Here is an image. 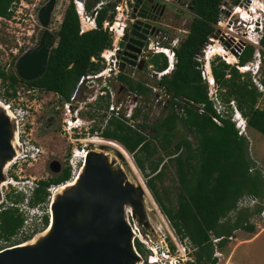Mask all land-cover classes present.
Returning <instances> with one entry per match:
<instances>
[{
  "label": "trees",
  "instance_id": "obj_1",
  "mask_svg": "<svg viewBox=\"0 0 264 264\" xmlns=\"http://www.w3.org/2000/svg\"><path fill=\"white\" fill-rule=\"evenodd\" d=\"M12 1L0 0L1 17L7 16L6 10ZM96 1L86 0L85 9L89 11ZM222 1H189V12L193 17L185 38L175 50L176 62L169 73L157 80V84L164 88L169 97L166 113L151 124L145 122L137 126L140 130L147 129L148 135L114 118L107 120V126L100 133L103 139L114 141L130 154L135 167L146 178L144 184L175 236L179 240L187 239L195 249L192 253L193 261L188 264H215L216 258L212 256L214 247L224 250L228 237H232L236 230L249 233L254 231L248 219L259 214L262 205L252 211L237 210L240 197L252 195L260 202L264 200V181L259 169L254 168L248 156L246 139L237 135L229 117L219 118L218 125L212 122L211 118L216 114L207 98V87L200 78L197 68L199 64L193 57L215 33L214 25L220 15ZM112 6L109 4L98 11L96 29L78 34L75 11L73 5L68 4L56 30V44L49 49L44 70L39 76L24 81L16 74H7L0 69V80H7L11 89L9 95H14L13 86L19 82L28 88L50 91L56 93L59 99L68 100L81 76L97 72L102 67L98 61L99 53L110 46V39L101 29V23ZM259 43L264 47V32ZM253 54L251 44L244 46L236 58L237 64L243 66L250 62ZM148 62L157 72L166 67V61L156 55L149 58ZM209 65L215 84L223 89L220 99L224 103L233 99L246 118L247 128L264 134V111L256 107L257 99H264V96L249 78L243 79L234 66H229L219 58L210 60ZM118 81L126 84L129 91L135 94H145L150 90L141 83L132 85L131 80L128 81L122 74H119ZM178 98L194 103L188 105L184 102L181 117L173 108L174 99ZM198 105H202L201 113L197 111ZM137 113L134 109L131 119L134 120ZM178 125L190 135L192 141L176 134ZM155 153L157 156L153 158ZM167 164L174 168L177 184L174 203L168 198L166 201L169 203L164 202L156 190L155 181L161 182ZM68 177L69 172L64 168L56 177L39 180L31 203H44L47 195L45 189L51 184L64 182ZM19 200L22 199L17 197L12 203H18ZM22 221L17 208L5 207L0 210V239L10 242ZM41 222L40 229L34 228L33 232L46 226L48 221L45 215ZM31 234H25L18 240L25 242L31 239ZM215 238H220L217 243L212 242ZM134 246L143 264H147L142 245L135 240ZM169 247L171 251L174 250L171 244ZM2 248L5 247L0 246V250Z\"/></svg>",
  "mask_w": 264,
  "mask_h": 264
},
{
  "label": "rangeland",
  "instance_id": "obj_2",
  "mask_svg": "<svg viewBox=\"0 0 264 264\" xmlns=\"http://www.w3.org/2000/svg\"><path fill=\"white\" fill-rule=\"evenodd\" d=\"M14 1L17 3L20 2L26 7H23L21 9V13L19 9V13H14L13 11L17 10V4L15 5V8L6 17H4V19H0V69L5 70L7 74H16L14 70V61L22 54V52L30 47H33L36 44L35 41L36 38L39 37L40 31H43L44 33V31L49 30L50 22L52 23V26L55 30V33H51V35L56 36V30L58 29L62 14L64 12V9L68 5V0H54L52 6L53 8L48 18V25L41 26L37 19L38 11L47 2H49V0ZM117 1L119 0H116V2ZM250 5L253 8H255V6H258L257 3L253 0H223L221 3V13L218 17V19L221 20V28H219L216 31V34L210 37L206 43L201 45V49L210 50L213 48V46L218 44L235 58V62L229 64V66H235L237 62L236 55L234 52L231 53V51H235L238 47L251 44V46H253L254 48V52L258 54L260 60V66L257 72L258 74L255 76V78L260 80V82H264V47L261 46L259 42L258 44H254L255 41H259V39H255L258 38L257 36H254L255 32H246V35L244 28L237 23L238 13H242L244 16H247L249 18L250 12L246 15L245 10L250 11L249 9H247L248 7H250ZM260 10L264 12V7L263 10ZM178 13L179 16L176 15L175 22L178 24V27L182 29V24L186 22V25H183L188 26L193 16L192 14L185 11L182 12L181 10H179ZM28 14L31 15V17H29ZM263 18L264 13H261L260 19L262 20ZM119 21L123 23L122 19H120ZM227 28H230L232 32H228L229 30H227ZM27 32H29V34L31 35H27ZM177 36L180 37V33ZM245 36H248L251 42L245 40ZM55 40L57 41V38ZM12 51H15V53H12ZM202 54L203 53L201 52V56ZM215 58H219V60L221 61L224 59H222V57L219 55H214L211 57V60ZM256 61L257 57L253 55L250 62ZM223 62L226 61L223 60ZM203 63L204 61L201 57V60L200 62H198V64L201 65ZM242 76L243 79H250L251 73H245L242 74ZM135 79H137V81ZM157 80L158 78L156 76H149L148 71L138 74L137 77L133 74L131 81L132 85L136 86L137 84L141 83L144 88H146V84L155 87L153 88L154 91H152L151 89L145 94L140 95L127 90L126 86H124L125 84L123 85V89H121V92L116 93V91H118L119 84L117 85L116 82H111L113 88L110 89H112V93L114 95L116 94V100L121 105V119H117L116 121H119L124 125L127 124L126 126H133L135 130H139L143 132L144 135H148L149 132L147 129L140 130L137 126L140 123L145 122L151 124L154 120L164 116L167 110V108L165 107L166 97L163 95V91L156 86ZM110 81H112V79H110ZM91 85L92 88L87 90L86 86ZM99 86L100 81L93 83L86 81L83 87L79 89L77 93V99L81 100V98L84 99V97L91 96V94L96 91L97 87ZM28 89L29 92H27ZM12 90H14V96L9 95L11 93V89L9 88L8 81L0 80V102L11 103V112L15 113L14 115L16 117V122L12 125L13 128L16 131L18 130L20 132V130L22 129L20 128V123H25L24 134H20L18 143L27 142V147H29L30 145L38 147L40 149V152L36 156H34V160H31L29 158H23L24 153H31L30 149H27V152H22L19 148V154L14 159L16 160V163L12 167H8V169L6 170L5 179L8 180L10 176H12V178L18 180L19 183L16 185L15 189L17 188V191H19L20 193H13V190L10 189L8 185H6V189H2V194L0 196V210L3 209L2 207H9L12 204V206L16 208L25 209L27 211L25 200L28 201L29 197L25 198V196H27L28 193L24 194V192L21 190L27 192L28 187H32V185L34 183L36 184L37 181L56 177L62 172L64 168H66L68 172H70L71 169L68 166L70 153L69 146H66L67 136L59 134V124L61 122L58 121L55 125H52L50 127L46 126L48 125L47 118L50 113L49 106L51 104L48 99L51 95L55 97H57V95L52 92L41 90L32 92L30 88L19 82L14 84ZM213 90L214 94H216V98H220V92H223V89H220L219 87L216 88L214 84ZM155 100L161 101L155 102ZM52 101H55V99L53 98ZM58 101H60L59 98ZM162 101L165 103L163 104ZM223 103H220V106L225 111L226 107ZM132 104L136 106L135 110H137L138 113L134 120L131 119V121H128L124 117L123 113L124 111H126L128 105ZM103 105H105V103L102 98L97 100L96 103H87V111H83L80 115H78V117H80L81 119L89 120L93 118L94 120L90 125H80V137H86L87 140L90 138L96 141L105 140L100 136V133L102 129L107 126L105 122L106 117L105 115H99L97 113V110H100ZM263 105L264 99L258 98L256 106L262 107ZM58 114V116L60 117L59 120H62V116H60L59 111ZM247 129L251 141L250 145L248 144L249 142L247 143L248 148H250V152L248 151V155L251 154L252 158L259 162L258 169L264 181V134L256 130H252L249 128ZM176 134H180L182 137L192 141L190 135L182 127H180V125L177 126ZM82 143L86 144V147L84 148L86 149V152H88L89 150H93L99 153V156H101L100 154H107L104 158L108 160V166L111 167L112 172H114L115 174L114 178L117 182L118 188H123L126 180L129 182L127 188L128 191L131 192V195L125 196V200L123 201V204L126 205L130 211H132V216L129 215V223L132 227L130 218L137 219L140 232L142 230L141 234L143 235V237L146 236L147 238L145 244L147 247L156 249V255L159 257L158 261H160L162 264H167L169 259H172L173 257L177 258L180 255H185V260H189L190 262H192V253L195 249L192 248L187 239L179 240L175 236L168 221L160 212L158 206L153 200L151 193L146 188L144 184L146 178H144L143 175L137 170L130 154L127 153L129 156V161H131L134 168L136 169V174L130 171V168L128 169L126 162L123 161L122 157H120V155H118L116 151H114L107 145H95L89 142ZM152 144L154 143L152 142ZM74 145L81 146L80 143H74ZM79 148L80 147H78V149ZM22 149H24V145L22 146ZM93 156L94 160L99 159V157L95 155ZM155 156H157L156 153L153 158H156ZM23 159H25L26 161H22ZM76 162L78 166L79 161ZM163 173L164 174L161 178V182L155 181L156 190L161 199L164 200V202L169 203L168 201H166V198H168L172 203H174L175 194L177 192L174 168L171 165L167 164ZM70 175L71 174L69 173V176ZM7 180L4 183H6ZM137 183H141L144 189L146 188V192L148 191L146 197L143 190L140 188V186L137 185ZM131 186L133 188H131ZM48 188L54 189L56 187L54 184H51L45 189L47 195L46 200L42 205L44 209H46L47 203H50L48 202V198L50 196V193L47 191ZM20 195L23 196L25 200H19L18 203H11L15 198H21ZM131 198H134L135 200L132 201ZM263 203L264 200L262 202V209L264 207ZM252 209L253 208H251V210H247L252 211ZM260 213L255 214L248 219L249 224L254 227V231L252 233L240 229L236 230L232 234V239H227L224 250L221 251L218 248L214 247L212 256L216 258L215 264H264V218L260 216ZM232 215L233 214H231V216ZM33 227L38 228L39 225H33L29 228V230H31ZM39 229L37 231H40ZM25 230H27V228ZM134 233L137 234L136 231H134ZM23 235L24 233L18 231L16 235L11 237L10 242H4L0 239V246L9 247V245L19 243L21 240L18 239ZM166 244H171L174 247V250L171 252L169 249V255H167L168 257L165 256L166 259H164L165 257L159 256V253L165 250L164 246ZM146 246L142 245L141 247L144 252L145 258L150 255V251ZM182 248L184 249V252H182L181 254L178 250L182 251ZM227 252H230V255L228 257H226Z\"/></svg>",
  "mask_w": 264,
  "mask_h": 264
},
{
  "label": "built area",
  "instance_id": "obj_3",
  "mask_svg": "<svg viewBox=\"0 0 264 264\" xmlns=\"http://www.w3.org/2000/svg\"><path fill=\"white\" fill-rule=\"evenodd\" d=\"M69 1L72 3L74 11H75L76 16H77L78 34H82V33L88 32L90 30L96 29L97 28L96 27V17H97L98 11H100L103 7H106L109 3L114 2V5L112 6V8H109L105 18L102 20V23H101L102 30L107 33V35L110 39V46L105 48V49H102V51L99 53L98 61H99L100 65L102 66V68L97 72H92V73H88L84 76H81L78 79L76 86H75V89H74L73 93L71 94V96L68 98V100L62 101V102L56 104V106H57L56 109H58L60 114L63 115L61 123H60L59 134L67 136L66 137V140H67L66 146H69L70 157L68 159V166L71 169V170L69 169L70 170L69 173L71 175L68 177L67 180H69V178H71L73 170L76 169V167H78L80 164L82 165V162H83L85 155L87 153L86 149H84L86 147V144L82 143V142H85L84 140H86L87 138L86 137H80V135H81V132L79 131L81 129L80 125H82V124L90 125L91 123H93L94 120H93V118L86 120V119H81L80 117H78V115H80L84 111V109H86L87 103H96L97 100L102 98L104 100L105 105H103L102 108H100V110H97V113L99 115H105V117H106L105 122H107V120L110 118H114L116 120L121 119V115H120L121 105H120V103L117 102L116 97H115L116 94L114 95L112 93L113 91H112V89H110L111 87L108 86V84H109L110 79H114L119 72L118 71V65H117L118 62L116 60V57H117V52L118 51L120 52L122 50V48H120L119 44H120L121 38L123 36V31L127 26L126 21L129 19L130 5L132 3V0H119L117 2H116V0H97L92 5L91 9L89 11H87L85 9V5H84L86 0H68V2ZM164 1H167V0H164ZM170 1L171 2L173 1L175 5L183 6L184 10L188 11V5H187L186 0H182V2H183L182 4H179V0H170ZM253 1H255L257 4H259V6L261 8L264 7V0H253ZM128 4H129V8H128ZM15 5H17V10L13 11L14 13H19V11L21 13V9L23 7H26L23 4H21L20 2L17 3L13 0L6 10L7 15L15 8ZM251 7L252 6L250 5V7H248V8H251ZM18 9H19V11H18ZM252 9H253V7H252ZM220 13H221V6H220ZM28 16L31 17V15H29V14H28ZM109 16H112L111 19L109 18ZM0 19H4V17L0 16ZM120 19L123 20V23L119 21ZM129 22H130V19H129ZM220 22H221V20L217 19V21L214 25V30H215L214 34H216V31L219 28H221ZM227 30H230V28L229 29L227 28ZM180 32H181L180 37L177 36L179 33H176L174 36L169 38L167 40V42H165V45H162L164 43H162L160 40H156L155 42H150L149 45L147 46V49L142 50V55L145 56L146 58H151L155 55H160L166 61L165 69L163 71H160V72L155 71L153 69L152 65H148L147 68L149 69V76L150 75L152 77L156 76L159 80V78L162 76L163 72H165V71L170 72L173 69V66L176 62L175 49L179 46L182 38L185 37V35L187 34L188 28L182 29ZM27 35H31V34H29V32H27ZM208 39H207V41H208ZM256 43H258V42H256ZM201 47H200L199 51H197L193 55L196 62H200L201 57L203 58L206 55V52L209 51L206 49H201ZM243 47L244 46L238 47L235 51L232 50L235 53L236 57L240 54ZM201 52L203 53L202 56H201ZM12 53H15V51H12ZM222 59H223V57H222ZM91 60L95 61L93 58ZM210 60H211V58H210ZM210 60L206 61L205 65L201 64L197 68L199 70V75H200L202 82L207 87V98L211 102L212 108L214 109V112L216 114V116H213L211 118L212 122H214L215 124L218 125L219 124V118L229 117V120L234 125V127L237 131L236 132L237 135L240 137L242 136V137L246 138V140L249 142L248 144L250 145L251 141L248 139L247 134H246V118L242 116V113L237 108L235 101L230 99L226 103H223L222 100L217 96L219 99L218 100L216 98V94H214L213 86H214L215 82L212 78L211 71H210V65H209ZM235 67L242 74H245L249 70H251L250 64H247L246 66H242V67H237V66H235ZM245 68H247L248 70H245ZM250 79H251L250 80L251 83L255 86L257 91L263 97L264 96V86H263L264 84L261 83L260 80L256 79L255 76H253V74H251ZM99 80H100V86L97 87L96 91H94L91 94V96L84 97V99H82V100L77 99V97H78L77 93H78L79 89L83 87V85L85 84L86 81L93 83V82H97ZM215 86L217 88L216 84H215ZM157 87L163 91V93H164L163 95L166 97L165 102L167 103V101L169 100V97L165 93L164 88L160 87L159 85ZM90 88H92V85L86 86L87 90H89ZM153 88H155V87H153V86L151 87L152 91H154ZM30 89L32 92H36V90H37L34 88H30ZM212 90H213V92H212ZM27 92H29V89L27 90ZM160 101L161 100H155V102H160ZM185 101L187 102L188 105H194V103L192 101H189V100H185L182 98L174 99L173 108L179 117H181L183 115V106H185V103H184ZM165 102H163V104ZM1 103L5 105V108H7L9 111H11V103H4V102H1ZM166 103H165V105H166ZM220 103L221 104L223 103L225 105V107H226L225 111H224V109L221 108ZM135 107L136 106H134L133 104L128 105L126 111H124L123 115L128 121H131V115H132L133 110L136 109ZM256 107H258V106H256ZM258 108L264 111V105L262 107H258ZM197 111L199 113L202 112V105L197 106ZM12 114L14 115L15 113L13 112ZM128 126H130V125H128ZM130 127L133 128V126H130ZM20 128H22L20 130V132L18 130L16 131L17 132V141H18L20 134H22V133L24 134L25 123H20ZM74 143H80L81 146H75ZM18 144H19V148L21 149L22 152H27L28 151L27 149H30L31 153L30 154L24 153L23 158H29L31 160H34V156H36L40 152V149L38 147H34L32 145L27 147V142H22V143H18ZM23 145H24V149H22ZM78 147H80V148L78 149ZM76 153L79 154V156H82V159L77 158L75 160ZM250 159L254 163V168H258L259 164L256 162V160H254L253 158H250ZM15 161L16 160H14L13 163L11 164V166H9V167H12L13 165H15V163H16ZM22 161H26V160L23 159ZM76 161H79L78 166H77ZM249 171H252V169H250ZM18 183H19L18 180H15L14 178H12V176H10V178L7 180V182L3 186V188L6 189V185H8L9 188L13 190V193H20L19 191H17V188L15 189V187ZM35 186H36V184L34 183L32 185V187H35ZM52 188H48L47 191L49 193H51L50 191ZM30 189H32V188H30ZM30 189L28 188L27 192H25L24 190H21V191H23L24 194L28 193L27 195H29L28 191H30ZM25 198H27V197L25 196ZM25 202H26L27 211L25 209L17 208V211L20 213V215L23 218L22 225L18 231L21 233H24V235L27 233H29V234L35 233L36 231L35 232H33V231L35 230L34 228H36V227H33L31 230H29V228L32 227L33 225H36V224H38L40 227L42 225L41 220H42V217L44 215L47 216V219H48L47 205H46V209L43 208V206H42L43 204H35V205L30 206V198L28 201L25 200ZM259 204H260V201L258 198L254 197L252 195H244L237 200L236 206L238 209H250L251 210V208L254 209ZM263 206H264V203H263ZM9 207H14V206H12V204H11V206H9ZM2 208H5V207H2ZM24 215H25V217H24ZM260 216L262 218H264V207L260 213ZM26 228H27V230H25ZM219 239L220 238H215L212 241L215 243ZM228 239H232V237H228ZM164 248H165V250H163L161 253H159V256L165 257V256L169 255V249H170L169 244L168 245L166 244L164 246ZM147 249L150 251V255L147 256V261L149 263H153L157 259H159V257L156 255V249L150 248V247H147ZM178 251H180V253L182 254V252H184V249L182 248V251L181 250H178ZM184 260H185V255H180L177 258L173 257L172 259H169L167 264H181L184 262Z\"/></svg>",
  "mask_w": 264,
  "mask_h": 264
},
{
  "label": "water",
  "instance_id": "obj_4",
  "mask_svg": "<svg viewBox=\"0 0 264 264\" xmlns=\"http://www.w3.org/2000/svg\"><path fill=\"white\" fill-rule=\"evenodd\" d=\"M140 1L132 0L131 5H133V8L138 6ZM53 2L54 0H49L38 11L37 19L41 26L48 25V18L53 8ZM132 10L134 11L135 9ZM129 19L131 30L129 31L127 44H123L125 37L122 36V50L117 52L121 53L122 56H126L129 60L125 58L121 59V62L118 63L119 71L122 70L121 67L124 62L134 66L135 62L133 60L135 56L131 54L139 52V48L142 46L140 40H144L143 34L147 33L144 28L149 27L148 24L142 22L143 16L131 13L129 14ZM140 27H143V29L140 30ZM48 33L47 30L44 31L38 42L33 47L22 52L14 61L15 73L21 80H31L43 72L51 45ZM140 65L141 62L137 65L138 70L141 69ZM15 122V118L9 119L5 117L0 110V161H5L13 155V150L9 145V138L10 132L15 130L12 126ZM98 154L93 150H89L86 153L81 165L82 173L76 187L68 188L58 196L62 200L63 213L60 214L57 207L53 208L55 227L52 236L43 242V244L31 250L23 248L14 249L13 246L15 244L11 245L10 248H2L0 250V264H64L58 256L63 251H67L70 255H74L79 259L86 257L93 264H143L142 257L135 249L134 240L145 244L147 238L141 234L142 230L140 232L136 218H130L132 229L129 223V216L125 212L126 210L129 211V215L132 216V211L123 204L125 196L131 195V192L127 188L129 182L125 181L124 189L118 188L114 178L115 174L112 172L111 167L108 166V160L104 158L106 155L100 154L101 156H99ZM117 154L119 155V153ZM93 155L99 157V159L94 160ZM5 178L6 172L3 176L0 174V182L5 181ZM131 188L133 187L131 186ZM108 189L112 192L106 198H103ZM84 192L93 195L95 199L91 221L80 228L71 229L67 234H64L62 232V225L70 213L79 208ZM131 200L134 201L135 199L131 198ZM110 205H114L112 212L114 221L112 222L111 220L109 227L101 231L100 226L106 208ZM48 206L50 207V205ZM89 234L99 236L101 240L80 245L79 241ZM127 247H129V250ZM72 264H82V261Z\"/></svg>",
  "mask_w": 264,
  "mask_h": 264
},
{
  "label": "bare ground",
  "instance_id": "obj_5",
  "mask_svg": "<svg viewBox=\"0 0 264 264\" xmlns=\"http://www.w3.org/2000/svg\"><path fill=\"white\" fill-rule=\"evenodd\" d=\"M247 9L251 10L252 8H247ZM254 11L255 12L253 15L256 18H259L260 15H258L259 14L258 12H262L260 10V8L255 7ZM245 13L247 15L249 13V11L245 10ZM262 13H264V12H262ZM238 14H241V16L246 18L247 21L249 20L248 17L244 16L242 13H238ZM249 25L250 26L253 25L252 19H250ZM228 32H232V30L230 29ZM245 40H248L251 42V40L248 36H245ZM254 44H255V42H254ZM206 53L207 54L203 57V61H204L203 64L204 65H205L206 61L210 60V58L214 55L222 56L224 58V60L226 61V63H228V64H232L235 62V58L229 52H227L224 48L220 47V45H218V44L213 46V48L210 49L209 51H207ZM245 70H248V69L245 68ZM167 73H168V71H165L162 74H167ZM0 110L2 111V113L4 114L5 117H7L9 119L15 118V116L7 108H5V105L2 104L1 102H0ZM84 141L89 142V143H93L95 145H99V144L107 145L108 147L114 149L117 153H119V155L126 162L128 169L130 168V171H132L134 174H136L135 173L136 169L134 168L131 161H129V156H128L127 152L122 147L117 145L115 142L107 141V140L96 141L94 139H88V140L86 139ZM96 143H98V144H96ZM9 145L13 150V155L11 158H7V160H5V161H2V160L0 161V174L2 176L5 174L8 167L13 163L14 159L19 154V151H18L19 144L17 141V132L15 130L10 132ZM105 155H107V154H105ZM77 158L82 159V156H79V154L76 153L75 160ZM81 173H82V166L80 164L76 169L73 170L72 176H71V178H69V180H66L65 182L61 183V185L59 184L58 187L51 190L50 196L48 198V202H50V203L49 204L47 203L48 223L46 224V226L42 230L34 233L31 236V239H29L25 242H22L20 244L14 245L13 246L14 249L23 248V249L31 250L33 248L40 246L41 244H43V242H45L47 239H49L52 236V232H53L54 227H55V215L53 212V208L57 207L59 213L60 214L63 213V207H62V203H61L62 200L58 196H60L66 189L71 188V187L72 188L76 187V184L80 179ZM6 180L7 179H5V181ZM5 181L0 182V195L2 194L3 186L6 184V183H4ZM137 185L140 186V188L143 190L144 195L146 197V195L148 193V191L146 192V190H145L146 188L144 189V187L141 183H137ZM111 192L112 191L108 189L105 192V194L103 195V198H106V196L109 195ZM48 205H50V207ZM94 206H95V199H94L93 195L87 194L84 192L82 197H81L79 208H77L75 211L71 212L70 215L67 217L66 221L63 223L62 232L64 234H67L71 229L80 228V227L84 226L85 224L89 223L91 221V218H92ZM113 210H114V205H110L106 208V211H105V214H104L101 226H100L101 231H104L105 229H107L109 227L111 220H112V222L114 221L112 218ZM125 212L129 216V211L126 210ZM100 240H101V238L99 236H96L94 234H89V235L83 237L79 241V244L80 245H86L89 242L100 241ZM8 248H10V247H8ZM127 249L129 250V247H127ZM58 256H59V259L61 260V262H63L64 264H72V263L77 262V261H82V264H93V262L90 259H88L86 257L79 259L78 257H76L74 255H70V253L67 251H63L61 254H58ZM156 261H158V259Z\"/></svg>",
  "mask_w": 264,
  "mask_h": 264
},
{
  "label": "flooded vegetation",
  "instance_id": "obj_6",
  "mask_svg": "<svg viewBox=\"0 0 264 264\" xmlns=\"http://www.w3.org/2000/svg\"><path fill=\"white\" fill-rule=\"evenodd\" d=\"M180 2H182V0H179V4ZM174 2L167 0H141L140 3L138 4V6H136L135 8H133V5H131V10H130V14L134 13V15H139V16H143V21L144 23L148 24L149 27L148 28H144L147 33L143 34L144 36V40H140V42L142 43V46L139 48V52L137 54L134 53H130L131 55L135 56V59L133 60L134 66L129 65V63L124 62L122 65V70L119 71V67H118V74L117 76L113 79L116 84L118 86V91H116V93L121 92V89H123V85L124 83H121L118 81V76L119 74H122L124 76H126L127 80L129 81V79L132 81V75L134 74V76L137 77L138 74L140 73H144L149 71L147 69V65H148V60L149 58H146L145 56L142 55V50L143 49H147V46L149 45L150 42H155L156 40H160L162 43L165 44V42H167V40L169 38H171L172 36H174L176 33H181L180 31L182 30L181 28L178 27V24L175 22V18L176 15L179 16V13L177 11V9L174 7ZM187 5L189 7V1L187 2ZM132 9H135L134 11ZM189 13V11H187ZM127 26L126 29L123 31V36L125 37V40L123 42V44H127V39L129 38V31L131 30V28L129 27V19L127 20ZM184 25H186V23H184ZM183 27H187L189 29V25L188 26H184ZM143 27H140V30H142ZM48 34H49V42L51 43L50 48L54 47L56 44V36L55 35H51V33H55L54 27L52 26V23L50 22V26H49V30H48ZM138 33H140V31H138ZM43 35V31H40L39 34V39L40 37ZM38 38H36L35 43L38 42ZM164 38V39H163ZM35 40V38H34ZM163 40V41H162ZM34 42V41H33ZM182 42V41H181ZM180 42V43H181ZM122 44V45H123ZM121 45V46H122ZM125 58L127 60H129L128 58H126V56H122L121 53L117 54L116 60L117 62H121V59ZM141 62V69H137V65L140 64ZM118 65V64H117ZM137 81V79H135ZM124 86H126L127 90L128 87L125 84ZM111 88H113V85H111ZM125 88V90H126ZM55 99V101H52V99ZM58 96L55 97L53 95H51L48 99V101L51 103L49 106V116L47 118V127H50L52 125H55L58 121L61 122L60 117L58 116V109H56V104L62 102L61 100L58 101ZM82 100V98H81ZM166 107V105H165ZM84 111H87L86 109H84ZM60 113V112H59ZM52 116V117H51ZM60 116L63 117V115L60 114ZM62 119V118H61ZM60 126V124H59Z\"/></svg>",
  "mask_w": 264,
  "mask_h": 264
},
{
  "label": "clouds",
  "instance_id": "obj_7",
  "mask_svg": "<svg viewBox=\"0 0 264 264\" xmlns=\"http://www.w3.org/2000/svg\"><path fill=\"white\" fill-rule=\"evenodd\" d=\"M187 2L188 1H190V0H186ZM68 4H72L70 1L68 2ZM109 4H113L114 5V2L113 3H109ZM108 4V5H109ZM107 5V6H108ZM106 6V7H107ZM255 7H259V4H258V6H255ZM112 8V7H111ZM260 9H262L263 10V8H261V7H259ZM188 11H189V7H188ZM264 11V10H263ZM250 12V16H249V20L247 21V19L246 18H244V17H242L240 14H238V21H237V23H238V25H240L241 27H243L244 28V31H245V34L247 35V33L246 32H255V35L254 36H257L258 38H255L256 40L257 39H259L260 40V38H261V36H262V34H263V32H264V18L261 20L260 19V17H261V13L262 12H258L259 14L258 15H260L259 16V18H256L253 14H254V8L252 9V10H250L249 11ZM76 14V13H75ZM249 14V13H248ZM252 14V15H251ZM77 17V16H76ZM250 19H252V22H253V25L252 26H250L249 25V23H250ZM127 23H128V21H127ZM190 24V23H189ZM249 26V27H248ZM249 28V29H248ZM102 29V28H101ZM126 29V28H125ZM124 29V30H125ZM91 31V30H90ZM105 32V31H104ZM256 42H259L258 40L257 41H255V44H258V43H256ZM121 43V42H120ZM120 45V48H122V46H121V44H119ZM180 45V44H179ZM179 47V46H178ZM177 47V48H178ZM176 48V49H177ZM175 49V50H176ZM119 52V51H118ZM118 54V53H117ZM255 57H257V61L256 62H247L245 65H243V66H246L247 64H250L251 65V70H249L247 73H251V74H253V76H256L258 73V68H259V66H260V60H259V56H258V54L257 53H255L254 52V54H253ZM156 56H159V57H162V56H160V55H156ZM163 58V57H162ZM237 58V57H236ZM164 59V58H163ZM176 59V58H175ZM165 60V59H164ZM148 63V65H151V64H149V62H147ZM226 63V62H225ZM206 64V63H205ZM228 64V63H227ZM147 65V66H148ZM256 65V66H255ZM235 66H237V67H242V66H239L238 64H237V62H236V64H235ZM234 66V67H235ZM102 68V67H101ZM236 68V67H235ZM148 69V68H147ZM154 69V68H153ZM149 70V69H148ZM155 70V69H154ZM149 72V71H148ZM239 72V71H238ZM169 73V72H168ZM242 74V73H241ZM162 75H164V74H162ZM100 81V80H99ZM111 82H115L113 79H112V81H109V86L111 87V85H112V83ZM262 83V82H261ZM76 86V85H75ZM156 86H158V84H156ZM146 88H148V89H150L151 90V87L152 86H150L149 84H146V86H145ZM35 89V88H34ZM43 91V90H42ZM74 91V90H73ZM48 92H50V91H48ZM53 93V92H52ZM73 93V92H72ZM54 94H56V93H54ZM57 95V94H56ZM58 96V95H57ZM59 97V96H58ZM61 100V99H60ZM61 101H66V100H61ZM93 104V103H92ZM11 112V111H10ZM243 116V115H242ZM244 117V116H243ZM235 128V127H234ZM236 130V129H235ZM246 131H247V123H246ZM237 132V131H236ZM246 134H247V132H246ZM242 137V136H241ZM247 143H248V141H247ZM251 144V143H250ZM248 151L250 152V148H248ZM249 156V158H252V156H251V154H249L248 155ZM255 160V159H254ZM258 169V168H257ZM66 181V180H65ZM64 181V182H65ZM38 182V181H37ZM37 182H36V186L35 187H28L29 189L30 188H32V189H30V191H28L29 192V195H27L26 197H29L30 198V206H32V205H35V204H32L31 203V200H32V198H33V194H34V190H35V188L37 187ZM63 183V182H62ZM60 185H61V183H60ZM58 185H55V187H57ZM21 198H22V201H23V196H21ZM29 200V199H28ZM46 200V199H45ZM260 201V200H259ZM36 204H43V203H36ZM259 205H262V202H260V204ZM258 206V205H257ZM47 217V216H46ZM47 221H48V219H47ZM36 232H38V231H36ZM35 232V233H36ZM34 234V233H33ZM33 234H31V236L33 235ZM135 241V240H134ZM213 242V241H212ZM218 241H216L215 243H217ZM214 243V242H213ZM140 244H142V245H144V246H146V244H144V243H140ZM172 252V251H171ZM178 252V251H177ZM164 259H166V257L164 258ZM145 261H146V263L147 264H162L160 261H155V262H153V263H149L148 261H147V257L145 258ZM167 262V261H166ZM188 262H190L189 260H184V262L183 263H181V264H188ZM191 263V262H190Z\"/></svg>",
  "mask_w": 264,
  "mask_h": 264
},
{
  "label": "crops",
  "instance_id": "obj_8",
  "mask_svg": "<svg viewBox=\"0 0 264 264\" xmlns=\"http://www.w3.org/2000/svg\"><path fill=\"white\" fill-rule=\"evenodd\" d=\"M183 2H181L180 4H182ZM181 6V5H180ZM179 5H174V7L177 9V11H179V10H181L182 12H184L185 10H184V8L181 6L180 7ZM185 12H187V11H185ZM190 13V12H189ZM191 14V13H190ZM184 23H186V22H184ZM183 23V24H184ZM183 24H182V27H183ZM185 28H187V27H183L182 29H185ZM186 36V35H185ZM183 38H185V37H183ZM183 38H182V40L181 41H183ZM248 130V129H247ZM253 130V129H252ZM247 132V137H248V139L250 140V138H249V134H248V131H246ZM148 138V137H147ZM246 139V138H245ZM247 141V140H246ZM254 159V158H253ZM256 162L259 164V162L256 160ZM256 236V235H255ZM230 253V252H229ZM228 253V255H226V257H228L230 254Z\"/></svg>",
  "mask_w": 264,
  "mask_h": 264
}]
</instances>
